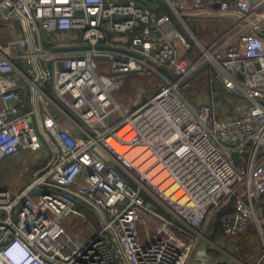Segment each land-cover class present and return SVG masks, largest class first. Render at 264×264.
<instances>
[{
  "label": "built area",
  "instance_id": "built-area-1",
  "mask_svg": "<svg viewBox=\"0 0 264 264\" xmlns=\"http://www.w3.org/2000/svg\"><path fill=\"white\" fill-rule=\"evenodd\" d=\"M167 2L181 28L137 0H0L21 27L0 42V162L42 160L23 189L0 188V264H264V0ZM205 12L230 21L209 44L187 21ZM134 73L162 84L122 105ZM200 73L236 98L191 101ZM79 202L101 223L81 241ZM250 223L253 262L224 245Z\"/></svg>",
  "mask_w": 264,
  "mask_h": 264
},
{
  "label": "rangeland",
  "instance_id": "rangeland-1",
  "mask_svg": "<svg viewBox=\"0 0 264 264\" xmlns=\"http://www.w3.org/2000/svg\"><path fill=\"white\" fill-rule=\"evenodd\" d=\"M187 20L192 26V21L188 18ZM212 21L213 22L210 23L212 27H209L213 28L210 33L211 37H214L220 30H223L228 26L227 22L223 20L212 19ZM198 22L200 23V21ZM6 39L7 37H4L3 41ZM123 78V86L114 92L115 98L122 105H129V99H132L140 90H145V93L150 94L153 93L160 84H162L161 79L157 78L154 74L145 75L134 73L128 76L126 75ZM205 84L206 83L202 78H194L185 91V93H187L185 95L191 101H194L199 96H205L209 91L207 85ZM229 109L231 112L233 111L231 107H229ZM223 141L226 142L227 140L223 139ZM41 163L42 160L39 159L36 152L29 150L24 152L19 157H11L10 159L0 162V188H22L31 180L30 178L32 177V172L38 166H41ZM80 213V221H74L73 224H71V227L67 225L71 230L70 232L72 235L79 241H81L80 233L88 230L90 225L100 228L99 216L95 209L86 206ZM83 217H85V219H83ZM225 241V248L230 254L232 253L234 256L245 259L246 261L253 262L257 258L261 257L263 253V243L259 238L258 232H255V225L253 223H250L246 230L239 236L228 237ZM235 244L237 246L236 249L232 247L235 246Z\"/></svg>",
  "mask_w": 264,
  "mask_h": 264
},
{
  "label": "crops",
  "instance_id": "crops-1",
  "mask_svg": "<svg viewBox=\"0 0 264 264\" xmlns=\"http://www.w3.org/2000/svg\"><path fill=\"white\" fill-rule=\"evenodd\" d=\"M165 1L167 2V0H165ZM168 5L171 8V6H170L169 3H168ZM171 10L173 12V15L177 18V21L181 24V21L176 16L174 10L172 8H171ZM166 14H168V13H166ZM170 16L172 17V15H170ZM187 18L192 21V26L191 25L190 26L196 31V33L199 36V38L201 39V41L204 42L205 44H209V42H211L215 38V36L221 31L220 30L214 37H211L210 36V33L212 31L211 29H213V28H209V27H212V25H210V23L213 22L212 19H215V20H223V21L227 22L228 26H229V23H230V21L227 20L226 18L215 17V16H203V17L192 16V17H187ZM198 21H200V23ZM13 25L14 26H12L10 23H5V22H3L0 19V42H8L9 40L13 39V37H14V35L16 33H20L21 32L20 23H19V21L17 19H13ZM227 27H225V28H227ZM4 37H7V39L5 41H3V38ZM179 47H180L181 52H184V49L182 48V46L180 44H179ZM128 75H131V74H127V76ZM22 154L23 153H21V155ZM21 155H18L16 157H19ZM8 159H10V158H8ZM32 174H33V172H32ZM26 185H27V183L22 188H18V189H23ZM85 207H86L85 204L79 202L78 205H77V211L78 212H81L82 209H84ZM76 220H79L80 221V217L75 216V215L72 216L71 218L68 219L67 225L71 227V224H73V222L76 221ZM100 226H101V223H100ZM259 238H260V240L262 242V239H261L260 236H259ZM226 240H227V238H226ZM236 241H238V240H236ZM232 247L235 248V249L237 248L236 244H235V246H232ZM218 257H220V259H221V261L219 262V264H226V259L223 258L224 256H218ZM249 262H251V261H249Z\"/></svg>",
  "mask_w": 264,
  "mask_h": 264
},
{
  "label": "trees",
  "instance_id": "trees-1",
  "mask_svg": "<svg viewBox=\"0 0 264 264\" xmlns=\"http://www.w3.org/2000/svg\"><path fill=\"white\" fill-rule=\"evenodd\" d=\"M157 3H158V9L157 10H153V12L155 14H158V15L163 14V13H168V14L172 15L173 20L176 23V25L181 28V24L177 21V18L173 15V12H172L171 8L169 7L168 3L165 0H157ZM196 77H200V78L203 79V81L206 83L205 85H207V88L210 90V92L213 94V96H214V98L216 100H218L222 96L236 98L234 95L228 94L224 90V88H223V86H222V84L220 82H218L217 80L210 81L205 76L204 73H200ZM185 94H187V93H185Z\"/></svg>",
  "mask_w": 264,
  "mask_h": 264
},
{
  "label": "water",
  "instance_id": "water-1",
  "mask_svg": "<svg viewBox=\"0 0 264 264\" xmlns=\"http://www.w3.org/2000/svg\"><path fill=\"white\" fill-rule=\"evenodd\" d=\"M137 1H139L140 3H143L145 5H147L152 10H157L158 9L157 0H137ZM213 6L214 7H218L219 6V2L214 3ZM9 9L15 10L12 6H9ZM197 16L203 17V16H212V15L210 13H206L205 12V13H201V14H199ZM126 18H129V17L128 16L114 17L113 20L114 21H119V20L126 19ZM182 19H184V17H182ZM86 47H88V46H86ZM100 47H102V48H113V49H115V47H113V46H107V45H101ZM74 49H75V47H60V48H57V50H59V51H68V50H74ZM49 67H50V69L52 68V63L51 62H49ZM231 157H232V159H233V161L235 163H238L239 162V153L238 152H236V151L235 152H232ZM39 193H41V190H39V189L33 191V194H39ZM118 243L120 245V242L119 241H118ZM126 262H127V264H129V262L127 260H126Z\"/></svg>",
  "mask_w": 264,
  "mask_h": 264
},
{
  "label": "bare ground",
  "instance_id": "bare-ground-1",
  "mask_svg": "<svg viewBox=\"0 0 264 264\" xmlns=\"http://www.w3.org/2000/svg\"><path fill=\"white\" fill-rule=\"evenodd\" d=\"M129 129V126L125 127L124 129H122L119 133L120 136H123V138L126 140V139H129L131 138L132 134H127L126 132L128 131ZM111 144L117 149L118 152L120 153H125V151L127 150L128 146L126 145H122L120 143H118L116 140L114 139H111Z\"/></svg>",
  "mask_w": 264,
  "mask_h": 264
}]
</instances>
